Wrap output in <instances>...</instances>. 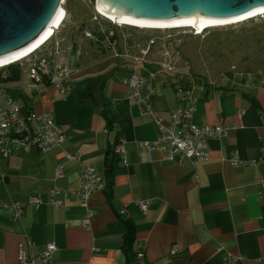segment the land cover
Listing matches in <instances>:
<instances>
[{
	"label": "crops",
	"instance_id": "0c3cea01",
	"mask_svg": "<svg viewBox=\"0 0 264 264\" xmlns=\"http://www.w3.org/2000/svg\"><path fill=\"white\" fill-rule=\"evenodd\" d=\"M125 44L137 51L138 43ZM253 58L223 70L213 83L193 74L182 81L175 68L160 70L147 60L142 72L157 73L153 113L129 100L125 69L107 73L97 95H76L67 81L50 88L33 112H53L67 138L61 146L27 144L0 158V264H33L20 260L21 247L29 260L43 264L42 250L51 241L54 264H264V64L254 62L264 59V49ZM191 106L193 123L231 127L208 139L205 160L170 161L143 147L158 137V123L170 124L173 111ZM106 115L113 119L112 134L105 132ZM114 147H125L127 157L107 188L105 164ZM60 164L64 175L56 178ZM83 164L105 183L88 207L73 194ZM53 187L63 190L61 207L49 202ZM31 196L43 203L30 204ZM137 199L150 201L146 211ZM15 204L22 205L19 214ZM126 220L135 231L133 251L142 254L129 262Z\"/></svg>",
	"mask_w": 264,
	"mask_h": 264
},
{
	"label": "rangeland",
	"instance_id": "374dc122",
	"mask_svg": "<svg viewBox=\"0 0 264 264\" xmlns=\"http://www.w3.org/2000/svg\"><path fill=\"white\" fill-rule=\"evenodd\" d=\"M63 6L67 13L62 26L54 30V35L35 54L21 62L24 71L21 80L8 83L22 106L27 103L33 108V104L36 106V102L44 100L50 88L59 90L58 83L37 84L32 80L31 62L39 55L48 57V65L54 60L67 66L71 71L67 83L71 85L72 93L84 92V96H89L102 92L107 73L113 75L127 70V59L117 57L116 53L130 50L132 44L138 43L136 48L140 51L154 40L146 59L151 60L157 69L170 66L172 70L164 71L175 68L182 81L193 74L198 80L200 77L209 78L212 82L208 83L215 82L223 70L233 64L243 65L244 58H253L264 49V15L208 27L197 34L193 27L154 29L118 24L98 13L97 0H66ZM109 30L117 34L114 40L107 33ZM126 42L130 49L125 46ZM164 52L168 55H163ZM254 62L263 65L264 59ZM109 131L114 132L113 129Z\"/></svg>",
	"mask_w": 264,
	"mask_h": 264
},
{
	"label": "built area",
	"instance_id": "2783aa9c",
	"mask_svg": "<svg viewBox=\"0 0 264 264\" xmlns=\"http://www.w3.org/2000/svg\"><path fill=\"white\" fill-rule=\"evenodd\" d=\"M97 10L100 15H103L98 8ZM111 34H113V31L109 32V36ZM153 43L155 41L151 40L147 45L141 47L138 53L124 52L122 50L116 53L117 57H125L127 59L128 98L132 103L137 104L143 113H153L151 97L155 89L151 81L156 77V71L149 70L146 73L142 72V69L146 66V57L149 55ZM36 51L37 49L26 57L35 54ZM163 55H168V52H164ZM41 61L46 65L44 58ZM9 63L0 65V70ZM53 63L51 80L59 82L67 78L69 75L68 68L60 66L57 62ZM162 69L172 70L170 66L162 67ZM193 110L192 106L177 108L171 114L170 124L158 123L160 127L158 137L154 141H145L143 147L148 150L155 149L162 151L170 161H175L177 158L180 159V157L182 159L189 158L195 162L205 160L208 154V139L223 137L229 132L231 127L223 124L197 125L191 121ZM185 128L190 129V133L186 132ZM66 138L65 131L56 124L54 115L50 111L42 113L25 112L23 106L11 95L9 89L0 82V158H9L15 150L27 144H33L40 150L61 146ZM120 152L122 160L126 161V148L121 147ZM72 158L75 159L76 155H72ZM64 168L65 164H60L56 168V178L63 177ZM80 178L81 186L79 190L73 191V194L88 207L91 195L103 188L105 183L101 175L90 164H83L81 166ZM62 192L63 190L59 187L51 189L49 202L53 206L61 207L63 205V201L60 198ZM136 202L143 211H146L150 204L149 200L137 199ZM29 203L39 206L43 203V199L39 196H31ZM14 207L17 211L16 213L19 214L22 211V205L15 204ZM56 249L57 246L53 241L45 245L41 253L43 264H54L53 254ZM175 250L173 248V252ZM20 252L21 261L35 264L34 261L28 259L27 255L22 251V247Z\"/></svg>",
	"mask_w": 264,
	"mask_h": 264
},
{
	"label": "water",
	"instance_id": "95a60500",
	"mask_svg": "<svg viewBox=\"0 0 264 264\" xmlns=\"http://www.w3.org/2000/svg\"><path fill=\"white\" fill-rule=\"evenodd\" d=\"M60 1L64 5L63 0H0V64L26 54L52 32L50 25L57 26L64 14ZM97 6L117 20L170 25L243 18L264 10V0H97Z\"/></svg>",
	"mask_w": 264,
	"mask_h": 264
},
{
	"label": "trees",
	"instance_id": "16d2710c",
	"mask_svg": "<svg viewBox=\"0 0 264 264\" xmlns=\"http://www.w3.org/2000/svg\"><path fill=\"white\" fill-rule=\"evenodd\" d=\"M110 30L107 32L109 34ZM98 33H101L100 31H98ZM103 34V33H101ZM104 35V34H103ZM105 36V35H104ZM117 37V34H111L110 38L111 40H114ZM42 58L45 59L46 61V65L42 63ZM27 59V57H24L23 59L11 62L7 65H5L1 70H0V82H2L6 88L9 89V92L11 93V95L17 100V97L14 96L13 92H11V87L8 85V83L11 82H16L21 80L22 75L24 73L23 71V67L21 65V62ZM53 62H55L54 60L51 61V65H48V57L46 55H39L37 56L32 62V80L37 83V84H61V83H65L68 78L71 76V71L69 70V75L67 78L63 79L62 81L59 82H53L51 80V76L53 74ZM60 65V64H59ZM62 66V65H60ZM127 67V65H126ZM127 71V70H126ZM18 102V100H17ZM24 111L25 112H33V108L29 107V105L26 103V105L23 106ZM106 129L111 130L113 129V119H109V117L106 115ZM127 155V154H126ZM122 159V155L119 151L114 148H112L109 152H108V157L106 159V164H105V172H106V177L107 180H105V182L107 181V188L108 186H110V183H108L109 179L112 178V174H113V169L115 168V166L117 165V163L119 162V160ZM126 222V226H127V232L125 234V242L123 244V249H124V253L126 255L127 261H131V260H137L138 257V253L136 254V252L133 251L132 248V243L134 240V235H135V231H134V227L128 222V220L125 221ZM140 256V255H139ZM142 257V256H140Z\"/></svg>",
	"mask_w": 264,
	"mask_h": 264
},
{
	"label": "bare ground",
	"instance_id": "6f19581e",
	"mask_svg": "<svg viewBox=\"0 0 264 264\" xmlns=\"http://www.w3.org/2000/svg\"><path fill=\"white\" fill-rule=\"evenodd\" d=\"M65 1V0H63ZM62 3V1L59 2V4ZM60 8L64 11L63 16L61 17V19L59 20L57 26L54 25H50V28L53 29L52 32L40 43L38 44L36 47H34L33 49H31L29 52H27L26 54L11 60V61H17L20 59H23L24 57L27 56L28 53L34 51L35 49H37L38 47H40L41 45L45 44L53 35H54V30L55 28H60L62 26V22L65 16V10H64V6L60 4ZM98 8V6H97ZM104 16H106L108 19H111L112 21L118 23V24H127V25H131V26H136V27H141V28H154V29H160V28H177V27H193L194 30H197V32L203 33L208 27H213V26H224V25H229V24H233V23H238V22H242L244 20H247L249 18H253L254 16H258V15H264V10L250 14L248 16H245L243 18H239V19H234V20H230V21H224V22H212V23H178V24H170V25H140V24H135V23H130V22H125V21H121V20H117L114 19L113 17L106 15L103 13ZM199 34V33H198ZM29 55V54H28ZM11 61L5 62L3 64L9 63ZM0 64V65H3Z\"/></svg>",
	"mask_w": 264,
	"mask_h": 264
}]
</instances>
